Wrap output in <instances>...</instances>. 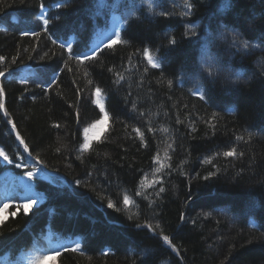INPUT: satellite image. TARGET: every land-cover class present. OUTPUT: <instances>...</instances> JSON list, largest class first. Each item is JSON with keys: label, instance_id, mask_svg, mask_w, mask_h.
I'll return each mask as SVG.
<instances>
[{"label": "trees", "instance_id": "1", "mask_svg": "<svg viewBox=\"0 0 264 264\" xmlns=\"http://www.w3.org/2000/svg\"><path fill=\"white\" fill-rule=\"evenodd\" d=\"M188 2L191 15L184 0H0V70H10L0 83L31 156L2 114L0 147L16 162L47 165L30 182L29 169L0 159V264H264V0ZM133 5L140 19L124 25ZM114 23L128 43L93 61L68 59L59 46L78 54ZM189 25L198 37L182 35ZM209 36L214 83L197 67ZM96 87L109 115L84 149V129L103 118ZM197 88L206 99L192 95ZM33 192L38 202L25 212ZM76 242L81 251H63ZM52 249L61 254L45 260Z\"/></svg>", "mask_w": 264, "mask_h": 264}, {"label": "snow or ice", "instance_id": "2", "mask_svg": "<svg viewBox=\"0 0 264 264\" xmlns=\"http://www.w3.org/2000/svg\"><path fill=\"white\" fill-rule=\"evenodd\" d=\"M149 5L151 6L152 0H148ZM184 4L185 7L189 10L188 12L185 13V15H191V9H193L194 4L193 3H189L188 0H184ZM39 7L41 9L45 8V4L41 3L39 5ZM55 7L58 9H63L66 8L65 4L62 3H56ZM138 9L133 5L131 7V10L129 11L127 17H125V19L122 21V23L124 25H128L133 19L139 20L140 17L138 15ZM173 15V12L171 11H167V10H162L159 12V16L161 17H171ZM57 20H59V15H57L56 17ZM40 20L43 23L44 26V30L47 31V26L50 23L49 18H47L45 15H41L40 16ZM21 35H25V36H35L37 35L36 32H32V31H24L21 33ZM182 35H186L189 38L192 37H198L199 33H197V31L195 30V28L191 27V25L188 26V28L186 29L185 33ZM237 34L233 33V39H236ZM53 43H57L56 40H53ZM128 41L127 40H122V32L120 30V25L117 23H114L112 25V31L110 32H100L98 34V43H96L94 46L92 47H85V49L81 52H79L78 54L73 53V45L72 44H67V46H65V44L61 43L59 46L60 48L64 49L66 47V52H67V56L68 59H75L78 62L84 63V62H88V61H93L95 59H97L99 57V55L105 50V49H113L114 46L116 45H120V44H127ZM177 45V40L175 38L170 39L169 41V49L172 50L175 46ZM214 46V41L213 38L211 36L207 37V44L203 50V53L200 56V60H199V64H198V71L200 72L201 76L204 79L210 80L211 82H215V79L218 78L219 75V70H218V59L216 56L211 54V48ZM243 47L244 48H248L249 44L248 42H244L243 43ZM144 56L147 60V63L149 65H151L152 68L154 69H161L162 67V62L163 60H161V62H157V60H155L153 58V56L150 53L149 49H144L143 50ZM47 55V54H46ZM7 57L5 56H0V65H4L5 62L7 61ZM17 59V57L13 58V63L15 62V60ZM67 68V62H65V67L64 68H56V69H52L50 75L47 77V79H45L43 81V84L47 85V88L51 89L59 80V74L61 72H63L65 69ZM10 73V70L5 66L2 70H0V77H5ZM21 83H24V81H21ZM168 84L171 86L172 81L169 80ZM43 86V85H42ZM102 89L100 87H96L94 90V95L97 97V99L95 100L96 105L98 106L99 109V114H102V119H98L94 124L91 125L90 128H85L84 129V143L82 145V147L84 149H88L90 147L91 141L94 138V136L96 135L97 131L99 130L100 126L103 125L104 121L108 118L109 113L105 110V104L101 102V94H102ZM192 95L199 97L201 100L206 99L207 95H208V90L206 88H197L195 91L192 92ZM4 97H5V89L2 83H0V114H2V116L4 118H7V122L10 124V128L13 132H15V137L19 140V143L21 145H23V148L25 151L28 150V145L24 142L23 137L20 135V132L17 129V125L16 122L14 120L11 119L10 113L8 112V109L5 106L4 103ZM133 107H135V105H133ZM57 127H59V125H56ZM137 132H139V129H136ZM143 135V134H141ZM239 139H242V137H240ZM18 155V154H17ZM219 155V153L217 154ZM223 155L225 157H229V156H234L236 155V149L233 148L230 151H225L223 153ZM241 155H243V153H241ZM29 156H31V153H29ZM0 159H2L3 161H5L7 163V165H13L15 168L17 169H29L27 171L23 172V175L29 178V181H35L37 179H39L40 177L43 176L45 169L47 168V165L44 164V162L42 160H39L38 157L32 159L30 162H25L24 157L21 156L19 158V162H16L15 160H13L9 154L4 150V148L0 147ZM213 175L212 173H209V176H205L204 179H209V177ZM76 185H82V181L80 180H75L73 182ZM30 190H31V183H27L26 185ZM161 192L163 191V188H161L160 190ZM35 197V198H33ZM39 196L37 193L33 192L31 196H27L24 198V202L19 205L20 207L23 208V210L25 212H28L33 205H36L38 202ZM2 203V202H0ZM123 203L125 205H128L130 203L128 196H125L123 198ZM4 207H8L7 204L4 205ZM107 207L109 208H115L116 205L109 200ZM16 213H13L12 215H15ZM184 217L181 216V219H183ZM139 227V225L137 226ZM145 227L152 229L153 231H155V229L152 228L151 224H147L145 225ZM158 227V225H157ZM160 238L162 239L163 242H165L166 244H168L169 246L175 248V245L172 244V241L170 239V237L168 235H160ZM64 252H79L81 251V246L79 242L75 243V247H71V246H61ZM60 249H52L49 252L48 256H45L44 259H49L52 258L54 256L60 255Z\"/></svg>", "mask_w": 264, "mask_h": 264}, {"label": "rangeland", "instance_id": "3", "mask_svg": "<svg viewBox=\"0 0 264 264\" xmlns=\"http://www.w3.org/2000/svg\"><path fill=\"white\" fill-rule=\"evenodd\" d=\"M224 239H225V237H224Z\"/></svg>", "mask_w": 264, "mask_h": 264}]
</instances>
